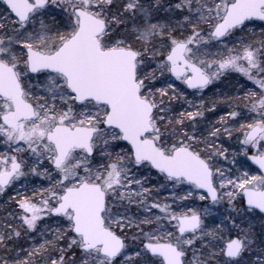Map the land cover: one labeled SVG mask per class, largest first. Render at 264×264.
Masks as SVG:
<instances>
[{
  "label": "snow or ice",
  "instance_id": "1",
  "mask_svg": "<svg viewBox=\"0 0 264 264\" xmlns=\"http://www.w3.org/2000/svg\"><path fill=\"white\" fill-rule=\"evenodd\" d=\"M0 149V264H264V0H0Z\"/></svg>",
  "mask_w": 264,
  "mask_h": 264
},
{
  "label": "rangeland",
  "instance_id": "2",
  "mask_svg": "<svg viewBox=\"0 0 264 264\" xmlns=\"http://www.w3.org/2000/svg\"><path fill=\"white\" fill-rule=\"evenodd\" d=\"M258 23H259V22H257V24H258ZM250 28L252 29V31H254L255 35H252L251 33H248V34H246V39L249 40V41L258 40V39L260 38V32H261V29H260L258 26H256V25H251ZM250 86H251V87H254V86L251 85V84H250ZM241 94H242V93H241ZM190 98H191V97H190ZM207 98H208V96H207V93H206V95H205V99H207ZM225 108H226V106L221 105V106H220V109H221V110L218 112V115H223V114H225ZM0 150H2V149H0ZM253 168H255V167L253 166ZM16 187L19 188V185H17ZM9 195L14 196V195H16V192H15L14 190L10 189L9 192H8V194H6V195H4V196H0V219L3 218V216L6 214V211H7V209H6L4 206H8V207L12 208V210H10V211H13V209H14V207H15V206L12 205V204L6 203V201L8 200ZM167 195H168L167 192L162 193V195H161L160 198L163 199V197H164V196H167ZM8 211H9V210H8Z\"/></svg>",
  "mask_w": 264,
  "mask_h": 264
},
{
  "label": "trees",
  "instance_id": "3",
  "mask_svg": "<svg viewBox=\"0 0 264 264\" xmlns=\"http://www.w3.org/2000/svg\"><path fill=\"white\" fill-rule=\"evenodd\" d=\"M6 209H7V211L9 210H12V208H10V207H8V206H4Z\"/></svg>",
  "mask_w": 264,
  "mask_h": 264
}]
</instances>
